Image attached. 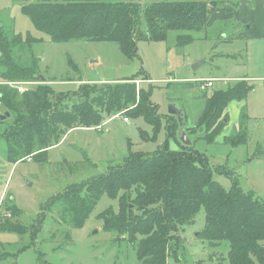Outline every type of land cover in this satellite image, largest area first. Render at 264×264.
Here are the masks:
<instances>
[{
  "label": "trees",
  "instance_id": "1",
  "mask_svg": "<svg viewBox=\"0 0 264 264\" xmlns=\"http://www.w3.org/2000/svg\"><path fill=\"white\" fill-rule=\"evenodd\" d=\"M240 1L146 0L142 6L138 0H57L22 6L21 13L53 42L115 43L120 53L132 60L137 56L139 42L165 43L171 32L204 29L209 20L208 4L235 8ZM1 34L0 30V81L4 82L0 84V105L8 116L0 120V141L6 149L7 163L45 159L48 150L69 131L98 130L122 113L156 127L148 95L142 89L136 90L134 82L83 83L71 94L55 93L38 79L40 72L34 55L20 52L37 40L30 35L7 39ZM192 41L190 35L179 39L181 44ZM9 83L17 87L37 84L31 89L24 87L19 93ZM250 91L252 87L241 81L225 91L204 94L196 124L216 136L221 134L228 121L224 114L228 104L245 100ZM130 108L136 109L128 112ZM176 124L178 135L182 129L177 121ZM240 128L224 142L245 145L247 135ZM170 132H166L168 140ZM180 146L176 151L170 150L166 141L152 156L129 153L122 165L110 166L103 173L68 185L49 200L46 208L58 209L67 217L65 224L68 221L72 227L80 228L103 195L118 198V214L108 209L99 214V219L104 231L134 248L141 264H168L170 258L177 262L174 257L185 242L180 231L194 225L195 218L203 212L200 239L211 249L227 244L226 264H264V200L243 190L231 169L210 165L206 154L192 145ZM215 176L227 180L229 188H224ZM43 214L41 211L34 220L36 236L46 219ZM0 217V224L4 223L1 231L21 233L8 225L10 210H1Z\"/></svg>",
  "mask_w": 264,
  "mask_h": 264
},
{
  "label": "rangeland",
  "instance_id": "2",
  "mask_svg": "<svg viewBox=\"0 0 264 264\" xmlns=\"http://www.w3.org/2000/svg\"><path fill=\"white\" fill-rule=\"evenodd\" d=\"M43 1L57 0H0L1 35L7 39L30 35L37 40L32 46L22 47L20 52L34 55L40 76L46 79L43 84L50 85L55 93L71 94L83 83L134 82L136 90L142 89L148 95L156 127L142 118L122 113L104 122L99 130L69 131L58 145L48 150L45 159L29 158L16 164L4 160L6 149L0 141V211L10 210L12 217L8 225L21 231L0 230V264H141L134 248L119 236L104 231L99 219V214L108 209L118 214V198L103 195L80 228L72 227L68 221L65 224L66 215L58 209H47L46 204L68 185L103 173L110 166L122 165L129 153L152 156L166 141L170 150H178L182 143L177 138L176 120L167 115L172 102L184 111L185 119L180 128L187 132L191 145L206 154L210 165H223L234 171L243 190L264 200V78H259L264 77V40L235 39L232 25H218L205 31L206 24L199 32H171L165 43L139 42L136 58L128 60L115 43L51 41L21 13L22 6ZM138 1L145 6L146 0ZM221 30L224 33H220ZM182 35L192 36L193 41L181 44ZM194 63H199L195 76L190 71ZM191 76L195 81L213 78L216 81L208 92L183 90L187 84L181 78ZM243 76L253 78L249 79L252 91L244 102L229 104L225 135L236 130L241 116L247 145L232 147L217 137L221 134L201 133L203 128L196 123L204 106L203 93L209 96L214 89L231 87L234 85L231 78ZM222 78L228 79L223 81ZM11 84L16 87L15 83ZM36 84H22V87L31 89ZM198 93H202L200 98ZM133 109L136 108L128 112ZM6 113L0 105V117ZM124 117H127L126 122ZM167 131H171L169 140ZM214 178L224 188H229L224 178ZM132 196L135 197L134 192ZM41 211L46 219L36 236L34 220ZM203 228L201 212L194 225L180 231L184 247L174 257L177 262L170 258L168 264H221V260L225 261L228 245L209 248L200 239ZM261 244L264 246V241Z\"/></svg>",
  "mask_w": 264,
  "mask_h": 264
},
{
  "label": "crops",
  "instance_id": "3",
  "mask_svg": "<svg viewBox=\"0 0 264 264\" xmlns=\"http://www.w3.org/2000/svg\"><path fill=\"white\" fill-rule=\"evenodd\" d=\"M207 10H208V15H209V20H208L205 31L213 28L214 26H218V25L219 26H221V25H232L233 29H234L233 36L235 39L246 38L248 41H251V42L264 40V0H242L238 3L237 7H235V8H233L229 5L215 6L213 4H208ZM237 25L240 26L239 29L236 28ZM220 33H224V31L221 30ZM198 69L196 70V72L198 71ZM190 71L192 74H194L193 76L196 75V72H193L191 70V68H190ZM191 78H192V76L190 78H181L182 80L186 81V83H184V84H187V87H183V90H189V91L190 90H196L199 92L200 90H199L198 86L200 83L197 82V84H195V80L191 79ZM259 78L262 79L264 77H259ZM222 79H223V81H225L228 78H222ZM231 79H234V82H233L234 84L241 82V81H245L249 85L251 82L249 79H253V78L243 76L241 78H231ZM210 80L216 81L214 78L210 79ZM196 81H198V80H196ZM226 89L227 88L214 89L209 94H211L212 92H214L216 90L225 91ZM209 90L210 89H207L206 91L208 92ZM204 94L205 93H203V95ZM200 95H202V93H198L197 97L200 98ZM245 100H246V98H245ZM245 100H243L241 102H237V101H233V102L240 104V103L244 102ZM230 103H232V102H230ZM172 104H173V102H172ZM229 104L224 111V114L228 118L227 124L225 126L226 128H224L223 131L221 132V136H217L218 138H221V140L224 144H227L224 142L225 138L234 136L241 129L240 123L243 121L242 117L240 116V121L238 123V127L237 126L235 127L236 130H233V133L231 132L228 135H225V131H226L228 124H229V117H228ZM181 110L183 112V119H185L184 111H183V109H181ZM187 122L189 123V120H187ZM192 125H194V122H192ZM192 125L189 124V127H191ZM181 131H183V130H181ZM184 132L186 133L187 137L189 138L187 132L186 131H184ZM204 132H205V129L201 130V133H204ZM189 140H190V138H189ZM190 142H192V141H190ZM196 142H198V141H196ZM205 144H207V143H205ZM245 145H247V142ZM232 147H236V146H232ZM259 156H263V154H260ZM223 181H225L228 184L227 180L223 179Z\"/></svg>",
  "mask_w": 264,
  "mask_h": 264
},
{
  "label": "water",
  "instance_id": "4",
  "mask_svg": "<svg viewBox=\"0 0 264 264\" xmlns=\"http://www.w3.org/2000/svg\"><path fill=\"white\" fill-rule=\"evenodd\" d=\"M96 63V62H94ZM199 68V63H194L192 66H191V70L193 72H196V70ZM39 80L42 82V83H45L46 79L42 76H38ZM168 115L172 116L175 118V120L177 121L178 125L181 127L183 125V114H182V111L180 108H178L176 105L174 104H171L168 106V112H167ZM8 116V113H6L5 115L1 116L0 117V120H4L6 117ZM178 140L185 146H189L191 145V142L189 140V138L187 137L186 133L184 131H180L178 132Z\"/></svg>",
  "mask_w": 264,
  "mask_h": 264
},
{
  "label": "built area",
  "instance_id": "5",
  "mask_svg": "<svg viewBox=\"0 0 264 264\" xmlns=\"http://www.w3.org/2000/svg\"><path fill=\"white\" fill-rule=\"evenodd\" d=\"M213 80H208V81H204V82H200V84H199V86H198V88H199V90L200 91H205V90H207V89H211V88H213ZM9 85L11 86V87H13L12 86V84L11 83H9ZM16 85V88H17V90L19 91V92H22V91H24V87H22V85H19L18 87H17V84H15ZM123 120L126 122L127 121V119L126 118H123ZM99 130V129H98ZM2 217V216H1ZM0 217V218H1Z\"/></svg>",
  "mask_w": 264,
  "mask_h": 264
}]
</instances>
